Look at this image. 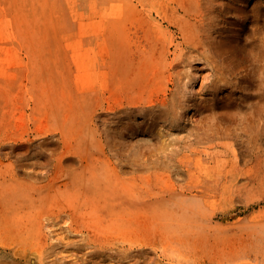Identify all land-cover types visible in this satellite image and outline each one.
Masks as SVG:
<instances>
[{"label":"rangeland","instance_id":"obj_1","mask_svg":"<svg viewBox=\"0 0 264 264\" xmlns=\"http://www.w3.org/2000/svg\"><path fill=\"white\" fill-rule=\"evenodd\" d=\"M145 1L0 0V133L49 137L40 148L14 150L9 160L0 152V175L9 163L15 171L0 185L8 191V204L0 205V264H264V190L255 186L240 196L202 187L213 160L195 165L191 150L209 144L183 147L196 131L189 117L213 103L222 75L193 52L175 70L152 58L140 83L123 76L138 55L145 57L146 38L168 26L156 9L169 8L170 0ZM126 38L135 45L129 61L121 50ZM243 66L248 83L236 87L238 74L233 81L224 76L226 86L218 83L219 92L235 98L224 117L230 136L209 142L221 143L223 157L232 147L244 150L239 145L249 135L264 136V69ZM170 89L182 100L179 111L147 120L150 101ZM215 110L200 133L215 129ZM55 133L62 136L57 143ZM111 136L124 157L142 155L139 166L120 169ZM23 153L24 163L40 164L50 181L16 168ZM180 157L189 159L190 175L174 177L165 164Z\"/></svg>","mask_w":264,"mask_h":264},{"label":"bare ground","instance_id":"obj_2","mask_svg":"<svg viewBox=\"0 0 264 264\" xmlns=\"http://www.w3.org/2000/svg\"><path fill=\"white\" fill-rule=\"evenodd\" d=\"M146 1L149 2V0ZM155 1L158 3L161 0H155ZM170 3L171 5L169 6V8L162 9L163 7L161 5H158V7L161 6L160 7L161 9L159 8L156 9L157 10L156 13H158V15L163 20L168 22L167 29L165 31H162L161 35L159 36H152V34H150L151 37L146 38L147 47L146 46L145 47L147 51L145 57H141L138 55L139 57L137 56V65L135 66L136 69L133 70L135 67L134 68L132 67L131 69L128 68L124 69L126 70V73L124 71V75H123L124 77L131 78V80H133L132 82L140 83L141 81L137 80L138 77L143 75L145 71H148L149 67L147 64H152L153 60H155L156 63L160 61L161 64L167 65V67L165 66L166 69L169 68L175 70L180 65H182V63H184L188 55L193 52H196V54L197 52H201L202 54H204V56L212 64L213 70L216 73L222 75L220 79L218 78V83L224 81L222 87L226 86L228 83L227 78H225L224 76H229L230 81H233L234 78L235 79L237 78L235 77L236 74L240 75L239 77L240 80L238 81L236 79L237 81L234 82L236 87H238L241 84L248 83L247 78L249 76L245 72L246 69L243 66V64L246 63V61L248 62L249 67L251 66L252 68L264 69V0H170ZM138 43L139 42H137V44ZM141 43L142 42H140V44ZM121 47H122L121 50H123V55L127 58V61H129L130 60L129 57L133 56L134 53L133 48L135 47V45L132 48L130 40L126 38L124 46ZM117 48L119 49L118 52H120L119 46H117ZM136 50H139L138 45H136ZM195 60H198V58ZM189 61L190 63H188V65L192 66L191 65L192 61L191 60ZM193 62L195 63V61ZM158 65L160 64L158 63ZM184 72L187 73L186 70ZM178 73H180V71ZM154 75L155 74L153 71V77ZM188 77L189 76L187 75L185 79H187ZM176 79L177 76L176 78H172V87L178 84L176 83ZM180 79L181 78H179V82H181ZM111 80L113 82L119 81L113 74L111 75ZM149 81H150V77H149ZM218 83H217L216 91H213L212 96L210 98V101H212L213 103L209 104L206 107L204 106L205 108L200 107V109L196 111L197 116L196 113L194 112L191 114V117H189V119L191 118V120H193V118L195 119L193 120V122L196 121L194 124H197V126L194 129L196 130L195 133L193 135L187 136L188 138L187 142L184 144L183 147L189 149L193 145H199L206 142L207 143L205 145L209 144L201 149L194 148L193 150H191V152L195 155V157H197L195 158L196 161L195 165H199L202 162H206V160H213L211 162L212 163L211 167L207 169L203 174L204 182L203 184H201L202 187H206L208 189L212 188L219 194L238 193V195L240 196H247L251 194V192L255 189L254 188L255 186L257 187L255 191L258 190V192H262L264 190L263 134L256 133L249 135L245 143L243 142L241 145H239L240 149L243 148L244 150L238 151L239 152L238 154L236 153V151H234V148L232 147L233 154L230 157L229 156L223 157L224 155H222L220 151H218V149L221 147V143L218 142L217 143L214 142L213 144L209 143L212 141H216L217 139L226 138L230 136V130L225 128L227 126L228 127L230 126V121L228 122L225 121L226 119L224 117L228 118L229 116L228 112L232 106L231 100L235 98L232 99V95H233L232 91L231 92L224 91L222 93L219 92L220 88H218L219 86ZM154 84L155 82H153L152 85ZM184 86L185 85H183V88ZM175 87L173 88L175 89ZM244 89L245 87H243V90ZM175 91L173 89L164 90L161 97L157 95L155 98H153L150 101V105H148V107H146L144 110L145 117L147 118V120L155 121L160 116L167 117L169 114H172V112L178 109V105L181 104L182 100L180 101V103L178 100L179 104L175 101V96H174ZM176 95H177V91H176ZM117 108H120V106ZM215 109H220V112L218 113L219 116L216 115L218 121L215 124V129L213 128L212 129L213 132L209 134L200 133L201 127L202 125H204L206 118L210 114L216 112ZM175 115L176 113H174V116ZM252 122H253L252 118L247 119L248 125L251 126ZM113 136H111L110 140H108L107 142L111 144L109 147L112 149V151L115 150L112 156L116 158L117 161H119L118 166L120 167V169H124L127 166L130 168L134 166L135 167L139 166L138 161L139 159H141L142 155L139 154L135 157L132 156L133 158L129 156L124 157L123 156L124 153L122 154V151L119 150L120 146L117 147ZM50 137H56L55 142L56 140L57 142H59L58 140L61 139L62 136L55 133V135H51ZM48 138L49 137L47 134L43 135L42 133H37L36 137H34L33 139L19 138L18 140H14L12 138L11 139L8 138L7 135L0 133V152H2V150L4 152L5 149L7 150L9 149L10 151L6 153L2 152V154H5L6 159L9 160L15 153V152L13 153L14 150L24 149V148L28 149L34 143H37V145L40 148V146L44 144V142ZM36 148L39 149L38 147ZM42 149H44V147ZM45 151L46 150H44V152ZM242 152L244 153L247 152V155H243ZM28 155H29V159L32 160L30 154ZM47 155L48 154L44 155L43 159H47L49 157ZM40 156L41 155H39V157ZM24 157L25 158L27 157V155H25L24 153L20 155V157L17 158L15 157L16 158L15 164L17 163L15 165L16 168L23 169L27 176L38 174L41 177L47 178V181H50L52 177H50L47 172L42 173V169H41L42 166L40 164L33 162V160L30 163H24L25 162ZM187 157L184 159L180 157L181 159L179 158L174 159L173 163H171V161H167L168 164L165 163L164 164L170 169V174H172L174 177H181L182 175L185 174L190 175L191 167L189 168V166H187L186 164L190 162ZM40 160L42 159L40 158ZM159 162L151 159V157L148 158L149 164H153V165L155 164L158 166L160 165ZM12 165L14 164L11 163L10 165L9 163L8 166L10 167V169L5 167L3 173H1L2 175H0V178L2 182L0 183V185L6 184L9 180L13 179V176H15L14 167H11ZM45 168H43V171ZM55 173L57 174V172ZM240 179H242V181L244 180L245 183L244 185L239 187L237 184ZM7 192L8 191L4 192V190L2 189L0 190V205L8 204L7 201H4V200H8L5 199ZM2 207H4L3 208L4 211L8 210L5 208V206Z\"/></svg>","mask_w":264,"mask_h":264}]
</instances>
